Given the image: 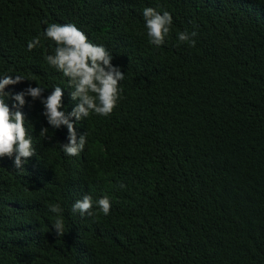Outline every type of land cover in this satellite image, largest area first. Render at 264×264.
Wrapping results in <instances>:
<instances>
[{"label": "trees", "instance_id": "16d2710c", "mask_svg": "<svg viewBox=\"0 0 264 264\" xmlns=\"http://www.w3.org/2000/svg\"><path fill=\"white\" fill-rule=\"evenodd\" d=\"M145 7L173 16L160 47ZM51 23L75 24L125 73L111 115L71 118L87 132L77 157L60 148L67 127L42 114L55 86L61 110L77 103L45 59ZM185 30L195 46L178 41ZM3 75L26 78L5 88L12 95L44 91L20 109L36 157L24 171L0 158V264H264V0H0ZM86 194L108 195L110 213H73ZM49 204L62 208L59 238Z\"/></svg>", "mask_w": 264, "mask_h": 264}, {"label": "clouds", "instance_id": "9594fccd", "mask_svg": "<svg viewBox=\"0 0 264 264\" xmlns=\"http://www.w3.org/2000/svg\"><path fill=\"white\" fill-rule=\"evenodd\" d=\"M142 16L149 43L156 47L162 46L173 25L172 14L167 10L161 12L153 7H145ZM196 35L195 31L185 30L177 33V39L180 43L195 46ZM43 38L55 42L54 54L47 55L46 62L68 78L70 87L75 89L71 93V99L77 103L70 113L61 110L64 108L63 92L60 86H55L51 94L42 100L45 109L42 114L53 129H59L61 125L67 127L68 143L58 144L65 155L77 157L86 147L87 132L78 137L76 124L71 118L74 117L79 122L91 114L103 117L111 115L120 100V82L125 79V73L121 67L113 65L114 57L103 44L92 43L73 23L48 24ZM40 45L41 36H36L28 42L27 48L31 51ZM25 79L22 75H15L14 79L13 75L0 76V158L12 159L17 171H24L28 161L36 157L32 136L25 126V116L20 109L25 104L26 95L36 99L44 91L39 85L29 86L15 95L5 91L7 86L19 84ZM9 98L16 102L11 108L6 102ZM48 133L49 129L42 127L39 136L50 141ZM125 187L123 183L119 185L120 189ZM94 206L104 215H108L111 200L108 195H104L94 201L91 194H86L73 203L72 212H78L81 217L93 216ZM48 211L55 216L51 228L56 237L64 236L65 222L61 206L49 204Z\"/></svg>", "mask_w": 264, "mask_h": 264}]
</instances>
